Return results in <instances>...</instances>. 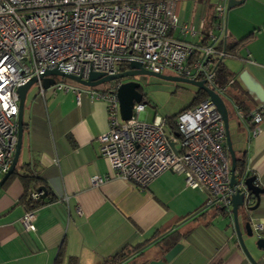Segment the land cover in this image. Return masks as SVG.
Returning a JSON list of instances; mask_svg holds the SVG:
<instances>
[{
    "label": "crops",
    "instance_id": "obj_1",
    "mask_svg": "<svg viewBox=\"0 0 264 264\" xmlns=\"http://www.w3.org/2000/svg\"><path fill=\"white\" fill-rule=\"evenodd\" d=\"M195 4L203 8L200 17L179 18L181 25L196 28L198 33L187 40L194 44L202 39V20H208L206 6ZM226 31L225 50L226 43L239 44L221 61L235 80L224 98L230 121H235L233 146L236 157L244 156L249 176L264 186V121L255 138L237 114L238 108L247 114L263 103L241 75L248 71L264 90V0H246L232 8ZM173 37H180L179 29ZM66 83L80 86L79 93L48 89L42 95L38 85L27 94L21 154L15 175L0 190V264H69L70 258L79 264H103L125 248L138 249L140 264L157 259L158 243L171 233L183 249L170 264H252L240 246L233 218L207 207L208 194L186 187L181 174L164 172L144 190L118 178L95 187L92 178L113 173L99 141L109 129L107 104L92 99L87 87ZM32 174L46 187V200L54 201L37 210L36 230L28 231L22 223L27 212L21 175ZM251 217L252 228L261 225L264 238V194ZM239 221L248 250L264 264V251L247 234L243 209Z\"/></svg>",
    "mask_w": 264,
    "mask_h": 264
},
{
    "label": "built area",
    "instance_id": "obj_2",
    "mask_svg": "<svg viewBox=\"0 0 264 264\" xmlns=\"http://www.w3.org/2000/svg\"><path fill=\"white\" fill-rule=\"evenodd\" d=\"M178 0H0V173L6 174L18 144L19 87L47 70L87 80L91 73L107 76L124 72L131 63L146 70L193 80L221 97L229 86L217 84L216 68L226 57L228 0H215L217 23L205 32L202 20L199 43L187 41L198 32L193 25L180 24L175 11ZM180 30V37H173ZM251 63V62H249ZM56 80L50 89L79 93L75 87ZM40 85V93L45 89ZM121 81L108 90L86 88L92 99L107 104L109 129L100 136L101 154L112 175L92 178L95 187L118 178L144 190L162 173L184 176L186 187L208 194L207 207L223 210L230 217L231 198L246 192L244 208L256 203L244 186L248 170L236 175L231 185V160L226 147V128L213 103L206 99L179 113L174 119L146 121L145 105L135 104L129 121H121L117 91ZM253 137L261 134L264 103L244 114ZM175 144L174 150L171 144ZM261 188L264 186L256 183ZM42 192L31 197L38 200ZM36 212H28L22 223L35 231ZM254 232L261 236L262 226Z\"/></svg>",
    "mask_w": 264,
    "mask_h": 264
},
{
    "label": "water",
    "instance_id": "obj_3",
    "mask_svg": "<svg viewBox=\"0 0 264 264\" xmlns=\"http://www.w3.org/2000/svg\"><path fill=\"white\" fill-rule=\"evenodd\" d=\"M245 1L246 0H228L227 13L232 8L242 5ZM55 76L69 79L87 88H96L102 84L111 83L114 81L123 82V80L125 79L129 80L132 79L133 77H138V76H151L164 81L189 84L196 87L198 90L204 91L207 94L208 99L220 112L223 121L225 123L226 147L231 160V185L235 186L237 184L236 183L237 157L233 146V140L230 130V113L224 98L221 97L214 90L207 87L204 81H193L178 76H170L161 73H154L146 70L140 63L133 62L130 64L128 71L120 72L112 76H107L103 73L93 72L90 74L87 80H83L80 77L61 73L56 69L47 70L39 77H34L27 84H25L22 87H19L17 89V93L20 98L19 116H18V144L9 171L6 174H4L3 177L0 179V190L9 180V178L15 173L19 161V157L21 154L23 132H24L23 111H24L27 94L33 85L39 84L40 82L45 90L50 89L56 83V80L53 78ZM241 80L244 82L248 90L254 93L260 99V101L264 103V90L260 84L254 82L248 71L242 73ZM140 88H141L140 84L136 83L135 81H128L121 83V86L117 91L121 121H129L133 116L134 105L136 103L137 104L142 103L143 95L139 91ZM171 146L174 150H176L174 143H172ZM256 183H257L256 177H249L244 182L245 188L247 189L248 192L251 193V195L256 200L255 205L250 207L248 210H245L244 202H245L246 192L239 191L231 198V211H232V218L234 222L235 232L237 234L241 248L243 249L245 255L252 264H261L251 255L250 251L248 250L241 232L240 221H239V210L243 209L245 210L247 217V223L245 225L247 229V234L249 237H253L254 230L252 228L253 223H252L251 213L254 212L259 207L261 195L264 194V188H261ZM256 246L258 247L259 250L264 251V238H261V236L258 237ZM182 249H183L182 244H177L168 252H165L164 249L160 247V256L157 259L150 261L148 264H170L173 261V259L177 257V255L180 253Z\"/></svg>",
    "mask_w": 264,
    "mask_h": 264
},
{
    "label": "rangeland",
    "instance_id": "obj_4",
    "mask_svg": "<svg viewBox=\"0 0 264 264\" xmlns=\"http://www.w3.org/2000/svg\"><path fill=\"white\" fill-rule=\"evenodd\" d=\"M176 14L181 19H185V17L190 19L191 14H196V16L200 17L203 14V8H201L200 4L196 5L192 0H178ZM167 75L175 76L172 72H168ZM61 80L75 83L65 78ZM126 81L128 79L123 80L121 83ZM134 81L141 86V93L144 96L143 104L145 105L144 114H146L148 123H152L155 118L175 116L181 111L192 107L199 91L196 87L189 84L164 81L151 76H138ZM38 85L35 84L32 88L38 87ZM111 85L112 82L102 84L96 89L108 90ZM234 124V120L230 121L232 133L235 127ZM0 178H2V175H0ZM243 212L241 210L240 217H242ZM252 238L257 242L258 235H253Z\"/></svg>",
    "mask_w": 264,
    "mask_h": 264
},
{
    "label": "trees",
    "instance_id": "obj_5",
    "mask_svg": "<svg viewBox=\"0 0 264 264\" xmlns=\"http://www.w3.org/2000/svg\"><path fill=\"white\" fill-rule=\"evenodd\" d=\"M192 1H194L195 3H201L205 5L208 10V13H207L208 20L206 21V27L204 30L205 32H207L208 29L214 27L215 24L217 23L216 15L214 12L215 11L214 9L215 0H192ZM238 46H239L238 43H226L225 45L226 51L228 53L234 52ZM216 73H217L218 86L224 87L230 83H232L231 84L232 86L235 85L234 76L228 71V69L224 66L222 62L219 63V65L217 66ZM207 98H208L207 94L204 91L199 90L198 95L192 106L198 105L199 103L206 100ZM143 100H144V96H143ZM177 115L171 116L168 119H174ZM244 165H245L244 156L243 155H241L240 157L237 156L236 175H241L244 172L245 170ZM14 175L15 174H13V176ZM13 176H11V178ZM21 179L23 180L24 186L26 188L25 195L22 198V205L24 206L27 213L37 211L43 206H45L46 204H48L50 201H54V198H50L49 201L46 200L47 198L46 197V194H47L46 187L40 184V181L35 175L33 174L32 175H21ZM34 192H42L43 194L38 200H35L31 197V194ZM161 241L162 242H159L158 244L164 249L165 252H168L169 250H171L173 247H175L178 244V238L174 233H171L165 236V238H163V240ZM137 253H138V249L128 250L127 248H125L121 252L105 260L103 264H126V263L138 264L137 258L141 257L142 254H137ZM148 263L149 261H144L143 263H140V264H148ZM56 264H58V261ZM69 264H79V262L75 258H70Z\"/></svg>",
    "mask_w": 264,
    "mask_h": 264
},
{
    "label": "flooded vegetation",
    "instance_id": "obj_6",
    "mask_svg": "<svg viewBox=\"0 0 264 264\" xmlns=\"http://www.w3.org/2000/svg\"><path fill=\"white\" fill-rule=\"evenodd\" d=\"M129 70V67L125 70V71H128ZM135 78H137V77H133L132 79H129L128 81H134L135 80ZM128 81H126V82H128ZM141 88L139 89V91L141 92Z\"/></svg>",
    "mask_w": 264,
    "mask_h": 264
},
{
    "label": "bare ground",
    "instance_id": "obj_7",
    "mask_svg": "<svg viewBox=\"0 0 264 264\" xmlns=\"http://www.w3.org/2000/svg\"><path fill=\"white\" fill-rule=\"evenodd\" d=\"M182 112V111H181Z\"/></svg>",
    "mask_w": 264,
    "mask_h": 264
}]
</instances>
